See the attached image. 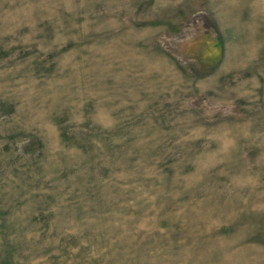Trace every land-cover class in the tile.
Here are the masks:
<instances>
[{
  "label": "rangeland",
  "instance_id": "1",
  "mask_svg": "<svg viewBox=\"0 0 264 264\" xmlns=\"http://www.w3.org/2000/svg\"><path fill=\"white\" fill-rule=\"evenodd\" d=\"M0 264H264V0H0Z\"/></svg>",
  "mask_w": 264,
  "mask_h": 264
}]
</instances>
